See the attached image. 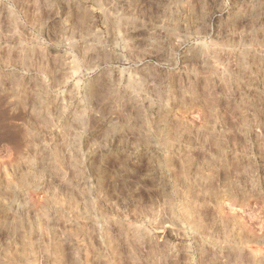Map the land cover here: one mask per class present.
I'll use <instances>...</instances> for the list:
<instances>
[{"label": "rangeland", "instance_id": "1", "mask_svg": "<svg viewBox=\"0 0 264 264\" xmlns=\"http://www.w3.org/2000/svg\"><path fill=\"white\" fill-rule=\"evenodd\" d=\"M0 264H264V0H0Z\"/></svg>", "mask_w": 264, "mask_h": 264}, {"label": "bare ground", "instance_id": "2", "mask_svg": "<svg viewBox=\"0 0 264 264\" xmlns=\"http://www.w3.org/2000/svg\"><path fill=\"white\" fill-rule=\"evenodd\" d=\"M158 28H159L160 31L162 30L161 27L158 26ZM144 67H145V66H144Z\"/></svg>", "mask_w": 264, "mask_h": 264}]
</instances>
